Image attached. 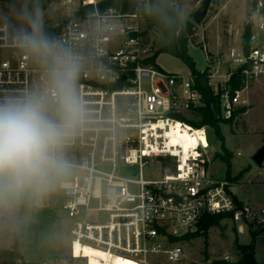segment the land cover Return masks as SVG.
Here are the masks:
<instances>
[{"label":"built area","instance_id":"1","mask_svg":"<svg viewBox=\"0 0 264 264\" xmlns=\"http://www.w3.org/2000/svg\"><path fill=\"white\" fill-rule=\"evenodd\" d=\"M109 2L66 0L64 19L50 40L79 62L75 88L86 113L64 150L74 177L60 183L67 215L73 220L86 212L85 219L72 221V255L78 243L99 249L109 262L149 264L150 255L161 253L176 262L184 249L175 239L197 232L206 217L216 215H224L238 232L243 226L252 233L264 230V205L240 201L230 180L208 172L209 126L195 128L182 120L192 119L207 102L190 70L169 73L159 67L145 34L150 0H136L128 10ZM250 20L258 32L252 28L248 50L243 43L231 49L222 70L209 62L199 69L207 72L215 93L222 90L218 118L224 120L246 107L249 82L264 75V0H253ZM256 33L262 34L258 44ZM238 72L243 85L232 88ZM55 92L51 60L38 57L8 22H0V101L42 93L54 107ZM173 123L188 125L197 138L195 152L184 160L182 147L171 144L166 132ZM156 158L165 174L144 179V167ZM128 167H138V177ZM14 264L47 263L18 258Z\"/></svg>","mask_w":264,"mask_h":264},{"label":"rangeland","instance_id":"2","mask_svg":"<svg viewBox=\"0 0 264 264\" xmlns=\"http://www.w3.org/2000/svg\"><path fill=\"white\" fill-rule=\"evenodd\" d=\"M66 0H53L45 9L36 6L37 0H0V22H8L14 33L33 32L32 21L39 24L44 33L57 27L64 19L63 3ZM203 0H182L181 22L183 29L191 27L189 54L198 69H205L208 62L224 69L227 67V53L239 49L243 43L244 27L248 22L253 0H213L206 19L201 24L194 23L190 15L197 10ZM253 31L258 32L256 25ZM149 37L159 50L169 43L158 28H152ZM262 34L256 33L255 44ZM205 46V48H204ZM208 55V61H207ZM160 68L169 73H188V66L176 55L161 52L157 57ZM248 110L239 113L231 124L221 123V133L225 149L230 154L229 161L220 157L221 141L214 129L210 132V163L208 172L219 179H228L233 183L232 192L242 202L251 201L254 207L264 205V164L257 165L252 157L264 144V75L249 82L244 92ZM197 119L196 115L190 116ZM172 126V124L170 125ZM166 127V131L170 128ZM171 144L182 147L184 153L192 152L193 143L189 130L172 132ZM204 143L207 144L203 138ZM143 169L146 180L161 179L165 174L163 163L158 158ZM138 167H128L127 171L137 173ZM75 171L70 168L57 187L49 191L39 202L26 198L12 217L0 216V263L1 249H9L18 237L20 255L28 263L47 264H135L129 259H109L91 246L78 243L72 255V221L86 218L81 211L73 220L63 210L65 202L60 183L73 179ZM42 204V205H41ZM20 237V238H19ZM240 245L253 249L257 264H264V230L258 228L255 233L243 226L238 232L229 220H222L212 227L207 236H200L178 243L184 249L181 260L172 262L161 253L150 255L149 264H214L228 261L234 263L241 258Z\"/></svg>","mask_w":264,"mask_h":264},{"label":"clouds","instance_id":"3","mask_svg":"<svg viewBox=\"0 0 264 264\" xmlns=\"http://www.w3.org/2000/svg\"><path fill=\"white\" fill-rule=\"evenodd\" d=\"M32 26L31 34L17 36L51 60L56 101L52 107L42 93L0 101V216L12 217L26 198L38 203L57 187L71 167L65 147L86 115L75 88L79 62L68 50H56L36 21Z\"/></svg>","mask_w":264,"mask_h":264},{"label":"trees","instance_id":"4","mask_svg":"<svg viewBox=\"0 0 264 264\" xmlns=\"http://www.w3.org/2000/svg\"><path fill=\"white\" fill-rule=\"evenodd\" d=\"M53 0H37L36 6L45 9L47 5H49ZM136 0H110L109 5L122 7L124 10H128L132 8L133 4ZM181 14H182V0H150V11L146 14L147 20V30L145 32L146 35H149L152 28H158L165 38L169 41L167 45L162 47L161 49L155 52L154 58L157 59L161 52H169L177 57H179L189 68L192 74L196 77V84L199 90L203 93L206 99V106L200 108L197 111V119H186L182 118L195 128H200L202 126H209L214 129L217 139L221 141V152L220 157L229 161L230 154L225 149V141L224 137L221 133V123L231 124L235 117L239 113H244L248 110V108L243 107L237 110L234 114V117L229 120H224L218 118V114L220 113V96L222 90H219L218 93H215L208 85V77L207 72L201 73L199 69H197L196 63L194 59L189 54V43L191 36V27H187L186 30L183 29L181 22ZM62 23V22H61ZM60 26L52 27L48 29L44 33H41L49 40L53 38V36L59 31ZM252 36V25L248 22L244 27V35H243V45L244 49L248 50L250 39ZM153 58V59H154ZM154 62V60H153ZM232 88L241 87L242 79L240 73L238 72L235 77L230 82ZM181 130H190L188 125H182L180 123H173L172 126L166 131L168 136L171 137L174 135L172 132H178ZM189 138L192 139L193 149L192 152H195L197 146V138L191 132L189 134ZM182 155V159L188 155L184 153ZM171 159H167L170 161ZM225 219L224 215H216L206 217L203 221L202 226L195 233L186 234L181 238L175 239L176 242H181L185 240H190L193 238H198L200 236H207L209 230L218 226L222 220ZM18 237H15V244L9 249H1V263L0 264H14L16 259L21 258V255L18 250ZM239 249L241 250V258L234 262L221 261L216 262L214 264H257L254 257L253 249L250 246L240 245L238 244Z\"/></svg>","mask_w":264,"mask_h":264},{"label":"water","instance_id":"5","mask_svg":"<svg viewBox=\"0 0 264 264\" xmlns=\"http://www.w3.org/2000/svg\"><path fill=\"white\" fill-rule=\"evenodd\" d=\"M213 0H203L200 7L191 13L190 18L196 24H201L205 19L210 10ZM252 24V20L248 21ZM253 161L262 166L264 162V144L258 149V151L252 157Z\"/></svg>","mask_w":264,"mask_h":264},{"label":"crops","instance_id":"6","mask_svg":"<svg viewBox=\"0 0 264 264\" xmlns=\"http://www.w3.org/2000/svg\"><path fill=\"white\" fill-rule=\"evenodd\" d=\"M197 66V65H196ZM197 69H198V67H197ZM42 205V204H41ZM20 238V237H19ZM19 248H20V244H19V246H18V250H19ZM19 253H20V250H19ZM46 263V262H45Z\"/></svg>","mask_w":264,"mask_h":264},{"label":"bare ground","instance_id":"7","mask_svg":"<svg viewBox=\"0 0 264 264\" xmlns=\"http://www.w3.org/2000/svg\"><path fill=\"white\" fill-rule=\"evenodd\" d=\"M98 252H100V250L98 249Z\"/></svg>","mask_w":264,"mask_h":264}]
</instances>
